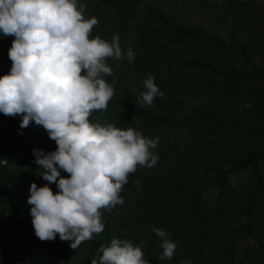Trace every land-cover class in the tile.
Returning <instances> with one entry per match:
<instances>
[{
  "label": "rangeland",
  "instance_id": "374dc122",
  "mask_svg": "<svg viewBox=\"0 0 264 264\" xmlns=\"http://www.w3.org/2000/svg\"><path fill=\"white\" fill-rule=\"evenodd\" d=\"M85 1L87 6L101 5L97 35L110 42L114 34L118 35L121 6L110 0ZM135 1L136 17L131 19V24L148 14L150 7H155L168 16L173 26L199 28L208 34L202 38L182 37L176 43L164 45L174 34L166 24L153 19L157 32L144 38L137 28L130 27L119 40L125 53L129 47L133 49L134 62L129 63L126 55L123 60L106 61L113 69L110 78L119 83V92L126 96L122 98L120 94V100L130 103V107L124 106L128 114H119L125 119L126 129L133 128L147 138L159 137L157 147L152 149L158 156L157 164L152 168L137 166L119 194L123 203L103 212V232L72 249L71 241H62L58 234L54 241L43 242L35 235L31 206L27 203L30 186L32 182L38 187L49 182L39 175L43 169L35 162L34 155L28 168L14 172L18 199L2 194V200L7 203L6 216L11 209H18L25 211L28 218L17 228L15 237L14 229L0 217V264L36 261L66 264L59 248L66 252L69 264H91L107 236L106 246L113 238H120L123 234L120 222L128 220L136 229L127 240L142 246L150 264H182L183 257L192 258L195 264H264V135L255 134L264 132V0ZM155 43L164 46L163 52L167 55L166 61L158 65L154 80L163 96H157L150 106L144 105L152 115L172 117L171 122L163 125L145 119L136 101L146 90L143 82L147 76L137 71L134 64ZM191 58L209 62L224 74L216 78L206 68L193 64L181 75L179 68ZM6 70V64L0 63V76ZM187 114L213 119L188 123L184 119ZM17 117L22 120L21 115ZM110 117L113 114L96 116L90 121L104 125ZM29 135L35 149H43L45 153L56 150L54 140L49 138L43 144L38 137L34 138V133ZM252 152L261 154L263 180L262 191L255 198L252 197L257 177L253 166L234 169L226 159L246 158ZM61 175L66 177L68 173L61 170ZM145 175L164 176L188 192L199 194L198 221L204 216L212 217L205 237L196 225L188 223L175 238L164 228L176 244L170 260L159 259L162 240L153 231L154 227H164L163 209L145 228L139 221L152 205L173 200L172 208H176L188 195L162 189L157 201L150 200L147 194L157 186L145 181ZM248 204L250 208L245 210ZM0 210L4 211V207L0 206Z\"/></svg>",
  "mask_w": 264,
  "mask_h": 264
},
{
  "label": "clouds",
  "instance_id": "9594fccd",
  "mask_svg": "<svg viewBox=\"0 0 264 264\" xmlns=\"http://www.w3.org/2000/svg\"><path fill=\"white\" fill-rule=\"evenodd\" d=\"M78 0H0V32L14 36L8 55L9 73L0 76V113L21 115L20 128L35 122L54 140L55 151L34 149L39 175L49 183H31L27 203L35 235L42 242L71 241L77 249L104 230L105 210L122 204L120 192L137 166L154 167L159 137L147 138L133 128L91 122L94 111L106 110L115 94L106 77L109 58L134 62L131 47L120 38H90L96 17L85 18ZM140 105L163 96L151 73ZM22 134V133H21ZM61 170L68 173L62 176ZM55 183L58 192L49 186ZM153 231L162 240L160 260L171 259L176 244L164 229ZM102 253V254H100ZM91 264H150L140 244L113 238L101 245ZM182 264H191V260Z\"/></svg>",
  "mask_w": 264,
  "mask_h": 264
},
{
  "label": "trees",
  "instance_id": "16d2710c",
  "mask_svg": "<svg viewBox=\"0 0 264 264\" xmlns=\"http://www.w3.org/2000/svg\"><path fill=\"white\" fill-rule=\"evenodd\" d=\"M112 3L121 6L119 9V23L117 25L118 36L121 39L123 34L130 29V27L137 28L138 33H141L144 38L148 37L151 33H155L158 31L153 25V19L156 21H160L163 24L168 26V31H171L174 34V38L169 40L166 44L169 43L173 44L176 43L178 39L182 37H195V38H202L207 37L208 34L199 29L193 27H175L172 25L168 16L163 13L162 11L158 10L155 7H150V12L146 14L140 20L131 24V19L136 17L135 11L133 9V5L136 2L135 0H110ZM78 4L85 5V18L96 17L98 19L101 5L96 4L94 6H87L85 0H78ZM100 27L98 25L93 27L92 33L90 38H94L97 34H99ZM15 37L14 36H5L2 32H0V63H5L7 66V70L4 74L9 73L12 65V61L9 58L8 52L12 45V41ZM143 39V38H142ZM164 46H160L157 43L154 44L151 48L147 49V53L143 56L140 60H138L134 67L137 71L142 73L145 76H148L151 73L156 80L157 75V67L160 63L166 61L167 55L164 54ZM197 65L201 68H206L210 71L214 77L218 78L222 74L223 71L216 69L211 63L197 60V59H189L179 68V73L183 75L185 70L190 65ZM3 74V75H4ZM171 74H173V70L171 69ZM2 76V75H1ZM109 83H112V79L110 77H106ZM119 83L115 82L114 90L115 94L112 99L109 101L108 107L106 110L94 111L91 116L90 120L96 116H103L104 114H113V117L109 118V123L114 124V126L125 129V119L119 114H128L127 108L124 106H129V101L120 100L119 92ZM119 93V94H118ZM126 96L122 95V98ZM141 98H136L138 108L143 114L144 118L150 122L157 123L158 125H163L172 121V117L169 115L165 116H155L148 112L145 105L141 106L139 101ZM122 101V102H121ZM185 121L188 123L195 122L200 123L203 121H210L213 119L212 116L207 115H198V114H187L184 117ZM20 121L17 116H5L3 113H0V206L4 207V211L0 210V217L3 220H6L13 229L19 228L25 220L28 218V214L23 210L18 209H11L8 216H6V204L2 200V194L8 193L12 198L18 199V193L16 189V184L13 180L15 170L25 169L31 165V162L34 160V152L35 143L33 142L32 136L30 133H34V138L38 137V140L45 144L47 139H49V135L47 131L42 126H37L35 122H31L30 126L24 129L20 128ZM22 133V134H21ZM257 135H264V132H255ZM260 153L259 152H252L248 157L241 158V159H228V162L233 165L234 169H245L249 166H253L254 172L257 177V184L254 190V196L258 195L262 191L263 180L260 174ZM2 161H5L2 164ZM145 181L152 182L157 187L151 188L147 194L150 200L157 201V198L161 195L162 189L171 192H182L188 195L186 198L183 199V202L180 203L179 207H173V200L163 201L160 204H155L150 207L149 210L143 215L142 220L139 221V224L142 228H145L148 221L153 219L156 213L159 212L160 209H163V214L166 215V221L164 222V227L162 229H166V231H170L174 238L176 237L178 231L181 227L188 223L190 225H196V227L201 230V234L205 237L207 236V229L206 227L209 226L210 221L212 219L211 216H204L202 220L198 221V213H199V199L200 195L194 192H188L184 187L179 186L173 180L168 179L164 176L160 175H145L143 176ZM53 192H58L59 189L55 183H50ZM254 199H252L253 201ZM251 204V203H250ZM249 204L246 209H249ZM128 222L121 221V232L123 234L120 235L121 240L128 239V236L131 235L133 229H136V226L129 224ZM249 225V224H247ZM164 229V230H165ZM248 231L251 230L247 227ZM124 231V232H123ZM109 236H107V240ZM103 244L106 246V242ZM59 251L62 255L63 260L66 264H69L68 256L66 252L59 248ZM102 254V253H100ZM98 259V256L96 257ZM191 260V264H195L192 258H182V261ZM32 264H45L43 261H36Z\"/></svg>",
  "mask_w": 264,
  "mask_h": 264
},
{
  "label": "built area",
  "instance_id": "2783aa9c",
  "mask_svg": "<svg viewBox=\"0 0 264 264\" xmlns=\"http://www.w3.org/2000/svg\"><path fill=\"white\" fill-rule=\"evenodd\" d=\"M1 161V160H0ZM3 163H5V161H2ZM17 233H18V229H14L13 230V235L15 236V237H17Z\"/></svg>",
  "mask_w": 264,
  "mask_h": 264
},
{
  "label": "crops",
  "instance_id": "0c3cea01",
  "mask_svg": "<svg viewBox=\"0 0 264 264\" xmlns=\"http://www.w3.org/2000/svg\"><path fill=\"white\" fill-rule=\"evenodd\" d=\"M257 3H258V2H255L256 5H257ZM259 3H260V2H259ZM257 6H258V5H257ZM254 7H255V5H254ZM255 8H256V7H255Z\"/></svg>",
  "mask_w": 264,
  "mask_h": 264
}]
</instances>
